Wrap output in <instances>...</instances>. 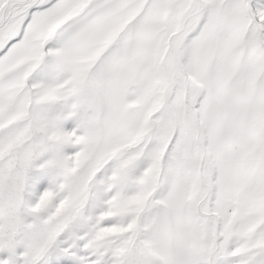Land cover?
<instances>
[{
	"label": "snow or ice",
	"instance_id": "1",
	"mask_svg": "<svg viewBox=\"0 0 264 264\" xmlns=\"http://www.w3.org/2000/svg\"><path fill=\"white\" fill-rule=\"evenodd\" d=\"M0 264H264V0H0Z\"/></svg>",
	"mask_w": 264,
	"mask_h": 264
}]
</instances>
